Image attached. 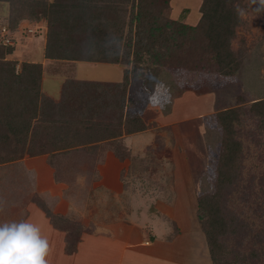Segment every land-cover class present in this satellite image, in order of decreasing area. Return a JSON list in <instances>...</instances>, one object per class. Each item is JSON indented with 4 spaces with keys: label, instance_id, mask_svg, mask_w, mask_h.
Here are the masks:
<instances>
[{
    "label": "rangeland",
    "instance_id": "1",
    "mask_svg": "<svg viewBox=\"0 0 264 264\" xmlns=\"http://www.w3.org/2000/svg\"><path fill=\"white\" fill-rule=\"evenodd\" d=\"M226 1L229 2L228 7L238 14V21L232 25L234 32L228 39L225 56L218 59L220 62L203 53L200 43H209V36L206 30H202L205 38L196 34L187 41V45L191 46L186 51L188 59H181L183 66L175 61L172 65L161 66L159 72L154 73L145 62L137 65L143 68L138 70L143 75L135 77L131 63L117 65L122 68V73L127 71L128 76L124 96L121 97L123 118L132 120L139 117L145 124L141 131L153 132V141H148L146 151L134 152L136 157L132 158L142 161L143 167L130 168V171L141 180L147 176L143 171L156 170L157 166L152 164L162 162L166 168L165 182L168 179L173 182L169 188L187 192L189 197L195 194L197 203L198 198H202L200 209L205 216L200 217L198 208L196 211L203 231L206 229L207 234L209 231L212 235L216 224L223 222L226 225L225 230L220 229L225 236L221 238L226 253V261L221 263L240 264L238 260L245 252L252 253L258 249V253L264 254V0ZM201 2L169 0L165 12L172 19L194 26L201 16ZM215 4H211V11ZM2 6L5 4H1L3 18L0 17V33L10 37L4 38V43L8 39L9 44L16 48L7 57L16 62V70L28 59L29 62L40 61L43 58V38L30 36L33 32L25 23L18 27L25 30L24 37L14 40L8 31L6 8ZM220 10L221 7L218 8V18ZM226 15L227 11H222V17ZM36 22L40 26L37 29L43 28L41 23L45 26L42 21ZM51 62L47 63L44 75L42 72L41 90L53 84L56 87L55 96L46 94L55 102L62 99L65 81L105 79L103 86L111 88L122 80H106L118 77L111 69L112 65L93 66L81 62L76 65L74 60ZM43 81L46 82L42 89ZM74 89V85L69 87L68 96L75 113L81 105L92 107L94 104L93 111L97 109L100 86L78 92ZM42 92L45 93L44 90ZM106 92L113 91L109 89ZM117 95L119 98L120 94ZM43 123L33 120L31 130H37L33 149L39 148V142L45 141L43 138L50 134L41 126ZM108 142L89 141L84 143L86 145L69 147L60 152L30 155L27 153L28 141L20 158L0 162V205L3 206L0 221L7 219L2 215L5 210L16 213L18 219L29 206L41 209L37 205L39 200L51 211L50 201L55 198L60 201L58 195L65 194L66 190H73L72 193L77 195L94 196L99 194L101 185H110L114 190L108 188L97 196H102L104 203L111 199L116 202L110 194L118 189L117 176L123 183L129 169L118 165L116 156L111 152L103 158L104 165L98 163L101 159L98 152ZM116 149L122 151L119 147ZM94 161H98L96 165ZM157 171L154 178H161L163 170ZM80 177L82 180L77 181ZM157 186L156 190H160L162 183L161 187ZM47 196L52 199L47 201ZM63 205L58 206L60 210L56 213H61V209L64 211ZM210 212L218 213V216H206ZM61 219L63 221L55 219V223L59 225L58 229L64 231V250L73 251L71 243L76 242L81 233L91 230L93 218ZM233 227L237 230L230 233Z\"/></svg>",
    "mask_w": 264,
    "mask_h": 264
},
{
    "label": "trees",
    "instance_id": "2",
    "mask_svg": "<svg viewBox=\"0 0 264 264\" xmlns=\"http://www.w3.org/2000/svg\"><path fill=\"white\" fill-rule=\"evenodd\" d=\"M1 1L8 5L9 33L17 31L24 20L45 23V58L109 64L131 63L135 77L143 75L138 73L143 68L137 65L145 62H148V69H153L154 73L159 72L161 66L172 65L175 61L177 65L183 66L181 59H188L186 51L191 46L187 45V41L196 34L205 38L202 30H206L209 36V43H200L203 53L220 59L227 51L228 39L234 32L232 25L238 21V14L228 7L229 2L226 0H202L201 16L194 26L166 14L169 0ZM214 2L216 4L211 11ZM219 7L221 13L218 18ZM222 11H227L224 18ZM4 38L10 37L0 33V162L20 158L28 141L27 153L30 155L60 152L69 147L86 145L84 143L89 141H109L104 146L119 160L129 156L118 137L123 133L139 132L145 128V124L139 117L130 120L122 116L121 97L127 86V71L123 73L122 80L111 88L103 86L100 80L65 81L62 99L55 102L41 90L42 63L25 61L16 70V62L7 57L15 49L13 44H5ZM71 85H74L75 92L100 86V95L96 98L100 100L97 109L93 111L94 104L92 107L84 104L85 107L81 105L75 113L68 96ZM109 89L113 92H106ZM116 92L120 94L119 98ZM65 104L68 106L65 107ZM33 120L43 121L41 126L50 133L43 138L45 141L39 142V148L36 149L32 148L37 135V130H31ZM115 139L116 142H113ZM118 147L122 151L116 149ZM218 175L221 177V170ZM200 200L202 198L199 197L198 210L201 217L205 215L200 209ZM37 205L50 222L57 226L55 221L60 219L42 201H37ZM214 212L206 213V216L217 217L218 213ZM221 223L216 224L212 235L204 230L216 264H222L219 257L224 250L221 237L225 236L220 229L227 228ZM235 230L237 227H233L230 233ZM71 246L74 249L75 242Z\"/></svg>",
    "mask_w": 264,
    "mask_h": 264
},
{
    "label": "crops",
    "instance_id": "3",
    "mask_svg": "<svg viewBox=\"0 0 264 264\" xmlns=\"http://www.w3.org/2000/svg\"><path fill=\"white\" fill-rule=\"evenodd\" d=\"M1 4H5L2 7L6 8V11L8 8L6 2H0V17L3 15L1 14ZM25 23L30 25L28 29L33 32L29 34L30 36L43 38L44 48L46 33L44 24L41 23L43 28L37 29L40 27L37 22L32 23L24 20L19 24L20 27ZM24 32V29L19 28L11 35L14 36V40H17V37H24ZM20 46L18 45V47ZM28 60L30 61V59ZM54 60L56 59H48L43 56L40 61L31 60V62L42 63L44 75L47 63ZM74 62L79 65L81 61ZM81 63L93 66L112 65L113 68L111 69L115 70L118 77L106 80L118 81L122 78V68L117 64ZM75 68L77 69V66ZM96 80L100 79H94V81ZM45 82H42V89ZM43 90L45 93L55 96L56 87L53 84H49ZM152 134L151 131H139L123 133L118 137L126 151L129 152V156H125L122 159L123 162L116 157L117 163L118 165H125L124 167L129 171L126 173L123 183L119 181L117 176L116 185L118 189L110 194L116 202L111 199V201L108 200L104 203L102 196H97L103 193V190L108 191V188L114 190L110 185L104 184L100 186L99 194L94 196L90 194L77 195L72 193L73 190H66L65 194L58 195L61 197L60 201L59 198L50 201L49 199L52 198L47 196V201L51 202L52 213L61 221L62 217L68 219L77 217L82 220L88 217L93 218L90 222L91 230L80 234L73 251L66 252L64 250L66 245L65 238L62 236L64 231L58 229L59 225H53L49 217H46L45 213L36 205V207L29 206L27 210H23L18 219L15 217L16 213L12 212V214L5 210L2 215L6 216L7 219L0 221V223L27 220L37 224L41 228L42 234L49 240L50 252L47 257L49 264H216L206 234L198 221L196 211L198 203L195 194H190L191 197H189L187 192H176L169 188L173 182L170 179L165 182L164 170L166 168L162 162L152 164L157 166L155 167L156 170L143 171L142 173L147 176L141 180L138 175L136 176L130 171V168L143 167L142 161L132 158L136 157L134 152L141 153L143 151L144 153L146 151L148 141H153ZM110 152L112 153L106 146L103 147L98 152L102 159L99 162L94 161L95 165L97 162L104 165L103 158ZM95 165L93 164V166ZM158 169L159 171L163 170V172H161L162 177L158 178L157 176V179L154 177H156ZM76 180L82 179L80 177ZM157 185H160V190H156ZM140 188L143 189L140 190ZM97 201L101 203L97 204ZM60 203L61 205H59ZM62 205L65 206L64 211L61 209V213H56L60 210L58 206ZM238 250L240 251V249ZM256 250L252 253L245 252L243 258L238 260L241 262L240 264H264V254L258 253V249ZM224 253L225 249L220 253L219 259L221 261H226V253Z\"/></svg>",
    "mask_w": 264,
    "mask_h": 264
},
{
    "label": "clouds",
    "instance_id": "4",
    "mask_svg": "<svg viewBox=\"0 0 264 264\" xmlns=\"http://www.w3.org/2000/svg\"><path fill=\"white\" fill-rule=\"evenodd\" d=\"M49 252V240L37 224L27 220L0 223V264H49Z\"/></svg>",
    "mask_w": 264,
    "mask_h": 264
},
{
    "label": "built area",
    "instance_id": "5",
    "mask_svg": "<svg viewBox=\"0 0 264 264\" xmlns=\"http://www.w3.org/2000/svg\"><path fill=\"white\" fill-rule=\"evenodd\" d=\"M5 43H6V44H9V40H8V39H5Z\"/></svg>",
    "mask_w": 264,
    "mask_h": 264
}]
</instances>
